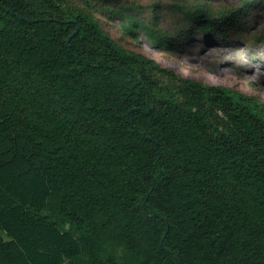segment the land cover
Returning <instances> with one entry per match:
<instances>
[{"label":"trees","instance_id":"16d2710c","mask_svg":"<svg viewBox=\"0 0 264 264\" xmlns=\"http://www.w3.org/2000/svg\"><path fill=\"white\" fill-rule=\"evenodd\" d=\"M81 1L0 0V264H264L263 106ZM105 14L168 53L237 16L197 6L172 36Z\"/></svg>","mask_w":264,"mask_h":264},{"label":"rangeland","instance_id":"374dc122","mask_svg":"<svg viewBox=\"0 0 264 264\" xmlns=\"http://www.w3.org/2000/svg\"><path fill=\"white\" fill-rule=\"evenodd\" d=\"M64 3L83 7L81 0ZM90 5L86 11L125 49L142 53L184 78L243 94L261 104L264 111V0H96L90 1ZM197 6L216 17L233 12L237 16L232 17L230 21H234L224 33L219 32L214 38L196 35L178 39L172 53L152 48L142 34L138 40L125 36L120 19L105 14V9L123 11L148 26L156 15L159 29L175 36L187 26L185 13ZM3 237L7 240L4 234ZM120 253L125 255L123 251Z\"/></svg>","mask_w":264,"mask_h":264}]
</instances>
